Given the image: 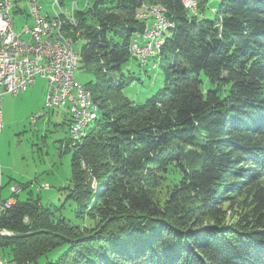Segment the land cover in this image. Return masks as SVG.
Returning a JSON list of instances; mask_svg holds the SVG:
<instances>
[{
  "label": "trees",
  "instance_id": "trees-1",
  "mask_svg": "<svg viewBox=\"0 0 264 264\" xmlns=\"http://www.w3.org/2000/svg\"><path fill=\"white\" fill-rule=\"evenodd\" d=\"M18 1L13 14L22 11ZM151 1L175 28L159 61L150 60L161 73L144 70V78L123 69L143 29L138 0L81 3L77 27L65 26L81 44L78 69L96 76L84 86L99 117L83 143L72 140L61 207L16 199L0 211V231L15 233L0 236L3 257L264 264V0H220L213 19L190 16L181 0ZM198 2L202 11L207 0ZM136 85L160 87L135 102L128 90Z\"/></svg>",
  "mask_w": 264,
  "mask_h": 264
},
{
  "label": "rangeland",
  "instance_id": "rangeland-1",
  "mask_svg": "<svg viewBox=\"0 0 264 264\" xmlns=\"http://www.w3.org/2000/svg\"><path fill=\"white\" fill-rule=\"evenodd\" d=\"M15 1L17 0H11L14 4V12L16 9ZM51 1L52 0H41L40 4L46 11H51ZM81 1L82 0H78L79 3ZM28 2L29 0L18 1L17 5L22 11L13 14L16 21V30L18 31H21L20 29L23 30L26 23L28 25V23L30 24L33 21L31 17V5L30 2ZM71 2L72 0H63V4L65 3L66 7H70ZM150 3L153 2L151 1ZM65 6L63 7L65 8ZM219 6L220 0H207L205 7L200 11L202 14L200 13L199 17L213 19L215 16L214 12ZM185 11L190 15V11ZM80 46L81 44L79 47ZM79 47L76 44L74 49L79 51ZM158 61L159 57L156 58V62ZM138 64L139 62L131 53V58L123 69L127 74L128 71L141 73V77L143 78L145 76L144 70L147 71L148 75H153L155 72L161 73V70H159L158 66L154 65L153 62H149L141 69L138 67ZM75 75L78 82L82 85H87L91 81L94 83L96 82V76L92 73L78 69ZM148 82L153 81L149 79ZM136 86L128 90L129 96L133 98L135 102H143V100H141L143 95L146 99L150 98L160 87V85L155 88L151 87L146 92L143 88L138 85ZM24 93L25 92L18 95L19 97H8L11 99L2 109V112L5 113L3 120L5 130L4 132L2 131L3 134L1 133L0 135V144L5 142L6 167L7 165L9 167L12 166L17 171H24L28 174L32 172V176L27 178V181H31L32 184L24 189H19L17 187L19 192L16 196H13L7 184L9 180L5 176L4 181L6 185L3 189V197L7 196L9 197L8 199H12L13 201L18 199L20 202H25L29 199H40L39 204L42 208L49 207L54 209L56 207H61L66 198L62 190L66 188L71 181L72 159L74 156V149L78 146L74 145V142L71 140L69 127L66 123L71 120V116L66 107L54 110L55 112L53 113L50 111L45 115L44 106L39 110V106L34 104L31 99L19 102L21 98H24ZM35 117L38 118L34 120ZM92 125L90 127H92ZM87 137L82 139L81 142H78V144L83 143ZM1 152H4V148L0 145V153ZM24 157L25 160L23 159ZM15 180L21 181L18 178ZM244 198L245 197L240 198L239 201H243ZM230 214L231 212H229V216ZM65 215L70 217L71 214L66 211ZM235 219V217H228L229 222H233ZM41 262L44 263L45 261L42 260Z\"/></svg>",
  "mask_w": 264,
  "mask_h": 264
},
{
  "label": "built area",
  "instance_id": "built-area-1",
  "mask_svg": "<svg viewBox=\"0 0 264 264\" xmlns=\"http://www.w3.org/2000/svg\"><path fill=\"white\" fill-rule=\"evenodd\" d=\"M189 6V0H182ZM91 0H72L71 6H63L73 14L71 26L77 27L76 12L89 7ZM140 8L138 18L143 23L142 31L134 34L130 50L136 57L141 58V64H146V53L149 49H135V41H141L152 30L159 26L158 15L151 11L148 0H138ZM8 0H0V135L4 129L2 103L6 95L18 96L35 85L38 79L47 82V92L44 105V114L66 107L71 120L69 132L71 140L81 132V123L92 107L86 106L85 86L76 85V78L72 74V60L74 51L63 46L45 44V36H54V21L52 33L42 32L43 8L40 5L38 21H32L22 31H26V39H19L16 23H10L6 13ZM29 3V2H28ZM196 16V15H195ZM55 37V36H54ZM38 117H35L36 120ZM17 194V187L11 188ZM12 200H0V211L10 208ZM0 234H11L1 230ZM0 264H8L0 254Z\"/></svg>",
  "mask_w": 264,
  "mask_h": 264
},
{
  "label": "bare ground",
  "instance_id": "bare-ground-1",
  "mask_svg": "<svg viewBox=\"0 0 264 264\" xmlns=\"http://www.w3.org/2000/svg\"><path fill=\"white\" fill-rule=\"evenodd\" d=\"M40 1L41 0H29L31 5V17L33 18V21H38V17L40 15V5H41ZM62 4H63V0H52L51 1L52 10L51 11L49 10L50 12L46 11V9H44V7L41 6L43 8V15H44V19L42 20V32L52 33L53 21H54L55 37L45 36V44L56 45L57 43L58 46L74 49L75 43L73 42V39L67 38L66 37L67 35L66 36L64 35L65 26L73 22V14L70 11H68L66 8H64ZM182 5L185 10L190 11L189 13L192 16L200 15L198 0H189V6L183 4L182 1ZM13 6L14 4L11 2V0H8V3L6 4V13L8 15V19L10 23H16L13 16ZM150 7H151V11L158 15L159 26L156 27L154 30H152V32L148 36H144L141 39V41H135V49L150 50V53H146V64H143V66H146L150 62V60L156 59L161 55L162 48L165 44L166 34L171 32L175 28L174 21L169 17L168 10L164 6L158 4L152 5L150 3ZM19 39H26V31H19ZM132 56H134L135 59L141 62L140 57H136V55H134L133 53ZM78 64H79V53L78 51H74V58L72 60V74L74 75L75 78H76L75 73L78 70ZM76 85L84 86L81 83H79L77 79H76ZM85 90L87 92L86 106L92 107V109L86 115V119L83 121V123H81V132H79L73 139L75 143L81 142L82 139L86 137L89 126L92 125V123L99 116V108L95 103L93 93L90 90H88L86 87ZM1 235L11 236L12 234H1Z\"/></svg>",
  "mask_w": 264,
  "mask_h": 264
},
{
  "label": "crops",
  "instance_id": "crops-1",
  "mask_svg": "<svg viewBox=\"0 0 264 264\" xmlns=\"http://www.w3.org/2000/svg\"><path fill=\"white\" fill-rule=\"evenodd\" d=\"M30 24H32V23H30ZM30 24L28 23V25H30ZM24 26H27V23ZM20 30L22 31V29H20ZM16 31H18V30H16ZM47 87H48V85H47V82L45 80L38 79L36 81L35 85L32 86L31 88H29L27 90V92L24 93V98H21L19 100V102L20 101H24L26 99H31L34 104L39 106V110H41L42 107L45 105ZM8 97H12V96L6 95L4 97V100H3V103H2V109L5 106V104L7 102H9L10 99H11V98H8ZM53 112H55V111H52L51 113H53ZM4 114L5 113H3V120H4V117H5ZM66 123H67V125L69 127L70 126V121H67ZM4 130H5V126H4V129H3V132H4ZM3 132H2V134H3ZM0 145H1V147L3 146V148H4V152L0 153V200L1 201H8V200H12V199H8L9 197H7V196L3 197V189L5 188V185H6L5 181H4L5 176L9 180V182L7 184L9 186V188H10L11 193H12V190H11L12 187L16 186V187H18L20 189V188H24V187H22V184H27V183H31L32 184L31 181L30 182L27 181L28 180L27 178H29V176H32V172L30 174H28V173H26L24 171H21V172L17 171L12 166L9 167L7 165V167H6V165H5V142H3ZM23 159L25 160V157ZM16 178H18L21 181H16L15 180ZM24 182H26V183H24ZM13 202L15 203V201H13Z\"/></svg>",
  "mask_w": 264,
  "mask_h": 264
},
{
  "label": "water",
  "instance_id": "water-1",
  "mask_svg": "<svg viewBox=\"0 0 264 264\" xmlns=\"http://www.w3.org/2000/svg\"><path fill=\"white\" fill-rule=\"evenodd\" d=\"M19 192V191H18ZM18 194V193H17ZM13 196H16V194H13ZM4 202V201H3ZM7 202V201H6ZM12 203L14 204V202L12 201ZM2 230H5V231H9V230H6V229H2ZM12 235L11 236H2L1 234H0V236L1 237H14L15 236V233L14 232H12V231H9ZM0 254H1V252H0ZM1 256H2V254H1ZM3 257V256H2ZM5 260H6V262L8 263V264H29V263H19V262H16V261H12V260H9V259H7V258H5V257H3Z\"/></svg>",
  "mask_w": 264,
  "mask_h": 264
}]
</instances>
